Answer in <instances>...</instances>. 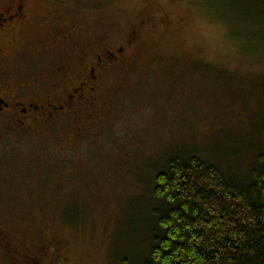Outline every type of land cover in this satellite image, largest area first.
Instances as JSON below:
<instances>
[{"label": "rangeland", "instance_id": "1", "mask_svg": "<svg viewBox=\"0 0 264 264\" xmlns=\"http://www.w3.org/2000/svg\"><path fill=\"white\" fill-rule=\"evenodd\" d=\"M25 1L32 21L55 25L12 52L28 81L64 63L82 79L97 56L119 58L69 142L65 125L37 137L0 124V246L23 245L36 264L139 262L153 172L170 149L241 175L264 148V52L247 51L200 0ZM1 248L0 264H30Z\"/></svg>", "mask_w": 264, "mask_h": 264}, {"label": "trees", "instance_id": "2", "mask_svg": "<svg viewBox=\"0 0 264 264\" xmlns=\"http://www.w3.org/2000/svg\"><path fill=\"white\" fill-rule=\"evenodd\" d=\"M200 3L247 51L264 52V0ZM183 149L153 172L144 256L119 264H264V148L241 175Z\"/></svg>", "mask_w": 264, "mask_h": 264}, {"label": "flooded vegetation", "instance_id": "3", "mask_svg": "<svg viewBox=\"0 0 264 264\" xmlns=\"http://www.w3.org/2000/svg\"><path fill=\"white\" fill-rule=\"evenodd\" d=\"M25 0H19L0 10V124L5 133L31 134L40 137L45 131L62 125L68 127L67 141L82 134L97 106L100 80L118 61L119 56L107 52L97 56L94 63L80 79V68L70 63L57 68L44 81H28L25 66L12 52L24 51L26 45L37 38L42 30L54 28V22L35 23L27 14ZM25 33V34H23ZM24 35L29 41H23ZM65 36V35H64ZM67 37L51 42V48L65 46ZM121 53V51H118ZM58 87L53 88L55 85ZM98 96L95 98V95ZM89 105V106H88ZM1 251L13 247L18 262L28 260L36 264L31 251L12 242H3ZM24 252H23V250Z\"/></svg>", "mask_w": 264, "mask_h": 264}]
</instances>
